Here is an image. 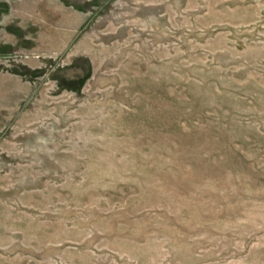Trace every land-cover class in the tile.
<instances>
[{"label":"rangeland","instance_id":"obj_1","mask_svg":"<svg viewBox=\"0 0 264 264\" xmlns=\"http://www.w3.org/2000/svg\"><path fill=\"white\" fill-rule=\"evenodd\" d=\"M0 264H264V0H0Z\"/></svg>","mask_w":264,"mask_h":264}]
</instances>
